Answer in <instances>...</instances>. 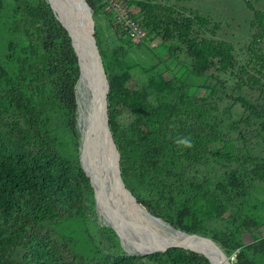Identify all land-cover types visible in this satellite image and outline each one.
<instances>
[{"label": "rangeland", "instance_id": "obj_1", "mask_svg": "<svg viewBox=\"0 0 264 264\" xmlns=\"http://www.w3.org/2000/svg\"><path fill=\"white\" fill-rule=\"evenodd\" d=\"M24 1L37 13L41 0H0V67L12 74L26 58L31 66L45 63L42 40L30 42L24 29L27 23L35 36L40 35L38 22L21 5ZM42 1L60 23L47 0ZM92 1L96 42L104 52L108 73L124 77L132 96V102L118 107L116 113L117 144L127 146L133 161L132 154L137 159L143 154L141 130L159 127L152 114L157 106L166 109L172 123L158 143L157 162L144 176L135 173L127 178L133 192L164 221L180 228L195 224V232L217 241L233 263L243 253L248 262L264 264V110L260 108L264 104V26L252 25L254 13L245 0ZM249 1L264 11V0ZM169 12L176 18L191 17L192 35L222 52L210 57L214 63L206 71L194 69V58L178 37L162 39V20ZM198 18L205 21L199 23ZM9 43L15 49L10 50ZM62 60L64 79L69 72L65 53ZM5 88L0 77V96ZM57 88L51 76L27 84L25 90L35 100L47 99L55 147L77 161L87 176L79 160V124L67 125L68 109ZM240 99L255 104L262 116L252 115ZM190 110L208 122L207 133L188 128L185 118ZM77 115L76 111V120ZM0 116L19 118L24 124L14 110L0 107ZM185 137L199 152V159H188V147L174 143ZM45 225L61 244L85 259L118 252L136 255L100 220L93 194L87 196L84 221L62 218ZM154 253L143 254V262L151 264L147 257Z\"/></svg>", "mask_w": 264, "mask_h": 264}, {"label": "trees", "instance_id": "obj_2", "mask_svg": "<svg viewBox=\"0 0 264 264\" xmlns=\"http://www.w3.org/2000/svg\"><path fill=\"white\" fill-rule=\"evenodd\" d=\"M87 2L93 9V1L87 0ZM245 2L254 13L252 25L263 27L264 11L253 8L249 0ZM21 5L26 15H32L34 21L38 22L39 36L31 32L27 23L24 24V29L28 33L30 42L36 39L42 40L45 63L33 64L35 68L33 70L29 58H26L21 61L19 69L14 74L0 67V77L6 86L4 94L0 96V107L6 108L9 112L14 110L24 118L22 124L19 118L0 116V264H145L143 262L145 257L141 255L120 252L85 259L69 245L61 244L53 230L45 225L46 221L62 218H79L84 221L87 196L93 194V188L89 177L81 172L78 162L55 147L47 99L35 100L25 90L27 84L31 85L53 76L58 87L57 91L68 109L67 125L75 128L77 124L75 84L79 76V65L71 38L62 24L53 17L50 7L44 1H40L37 13H34L25 1L21 2ZM162 21L164 23L162 39L176 36L185 43L188 53L194 58V69L197 72L201 73L209 69L214 63L210 57L222 53L215 47H207L203 39L197 40L192 35L191 17L176 18L169 12ZM197 21L203 23L205 20L198 18ZM157 26L158 24L155 23L154 27ZM94 36L98 42L95 31ZM8 47L10 50L15 49L13 43H9ZM98 48L109 84L108 124L119 151L122 179L146 209L161 216L151 204L137 197L127 178L135 173L144 176L152 163L157 162V157L161 153L158 143H162V137L172 129L170 117L166 115L165 108L157 106L152 111L157 117L159 127L150 131L141 130L140 146L143 154L138 159L132 154L134 160L130 161L131 156L128 157L126 152L127 146L122 148L116 142V113L119 111L118 107L129 100L132 102V96L124 86V77L120 79L118 75L108 73L104 52L99 43ZM64 53L69 63V72L62 79L60 70ZM240 100L247 105L252 115L262 116V112L257 110L255 104ZM260 108L264 110V104L260 105ZM185 121L189 123L188 128L194 133L202 134L209 131L210 125L205 120H201V115L197 111L186 112ZM186 155L192 161L200 157L199 152L192 147L186 150ZM180 226L184 228H180L183 231L197 234L195 224ZM147 259L152 260L151 264H166V262L210 264L202 253L183 247H172L164 252L154 253ZM234 264L252 263L247 261L245 254L240 253L238 262Z\"/></svg>", "mask_w": 264, "mask_h": 264}, {"label": "water", "instance_id": "obj_3", "mask_svg": "<svg viewBox=\"0 0 264 264\" xmlns=\"http://www.w3.org/2000/svg\"><path fill=\"white\" fill-rule=\"evenodd\" d=\"M60 1L62 6L66 8L69 4L74 5L71 15L67 14L72 23V28L68 27L51 8L71 38V44L79 65V76L75 84L77 122L80 130L79 160L93 188L97 214L99 200H101L103 207L115 218H121V204L128 210L130 216L134 217L146 207L128 189L121 176L120 155L108 124L107 92L109 84L94 36L92 8L87 0ZM86 72L90 76L89 91L91 95L80 123L81 110L78 84L81 78L86 75ZM208 239L215 242L211 237ZM174 247H183L200 253L183 244ZM218 248L227 264H234L223 249ZM205 256L212 264L209 257Z\"/></svg>", "mask_w": 264, "mask_h": 264}, {"label": "bare ground", "instance_id": "obj_4", "mask_svg": "<svg viewBox=\"0 0 264 264\" xmlns=\"http://www.w3.org/2000/svg\"><path fill=\"white\" fill-rule=\"evenodd\" d=\"M47 1L58 17H60L68 27L72 28V23L67 14L71 15L74 5L69 4L66 8L62 6L60 0ZM78 46L80 48L79 42ZM89 77V74L86 72V75L81 78L78 84L81 110L80 123L91 95L89 91ZM120 207L121 212H119L121 218H115L103 207L101 200H99L98 214L100 220L110 225L117 233L118 238L125 242L126 249L129 252L143 255L167 250L175 245L183 244L207 255L212 264H227L218 250L220 246L216 242L210 241L208 239L209 237L183 231L164 221L159 216L154 215L146 208L132 217L123 204H121Z\"/></svg>", "mask_w": 264, "mask_h": 264}, {"label": "clouds", "instance_id": "obj_5", "mask_svg": "<svg viewBox=\"0 0 264 264\" xmlns=\"http://www.w3.org/2000/svg\"><path fill=\"white\" fill-rule=\"evenodd\" d=\"M174 143H176L177 145H180V146L188 147V148L192 147V142L187 137L176 139V140H174Z\"/></svg>", "mask_w": 264, "mask_h": 264}]
</instances>
